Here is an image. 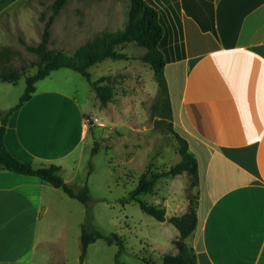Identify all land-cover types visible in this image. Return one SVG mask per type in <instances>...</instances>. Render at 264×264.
I'll return each mask as SVG.
<instances>
[{
    "label": "crops",
    "instance_id": "0c3cea01",
    "mask_svg": "<svg viewBox=\"0 0 264 264\" xmlns=\"http://www.w3.org/2000/svg\"><path fill=\"white\" fill-rule=\"evenodd\" d=\"M17 1L0 0V15ZM149 2L165 29L173 122L198 160V264H264V0ZM90 116L65 90L36 85L10 116L5 142L36 167L60 165L73 182L64 173ZM60 190L0 168V264H33L42 222L66 201Z\"/></svg>",
    "mask_w": 264,
    "mask_h": 264
},
{
    "label": "rangeland",
    "instance_id": "374dc122",
    "mask_svg": "<svg viewBox=\"0 0 264 264\" xmlns=\"http://www.w3.org/2000/svg\"><path fill=\"white\" fill-rule=\"evenodd\" d=\"M54 1L19 0L0 15V48L5 44L18 51L7 65L24 64L27 74L37 71L38 55L21 39L39 43ZM129 6L130 0H68L52 21L48 46L72 53L104 30L122 29L128 20ZM119 49L131 58H107L90 68L93 79L109 75L115 85L116 94L106 106L100 104L88 78L69 67L53 70L36 85L39 89L65 90L77 97L91 115L89 118H98L88 126L87 139L73 154L74 170L71 167L64 173L65 177L73 176L71 183L75 186L89 185L91 224L105 234L116 232L123 238L122 264H149L144 259L161 263L165 253L177 252L173 241L179 237V230L171 222L158 220L144 211L139 201L125 202L123 198L146 170L151 176L180 161V141L169 123L178 130L173 117L162 110L154 70L140 58L146 48L126 43ZM3 65L0 63V68ZM26 86L25 76L17 83L0 80L1 108L19 101ZM94 146L98 148L95 154ZM194 181L195 177L188 172L164 176L156 181L151 192L142 193L139 198L165 206L169 216L181 214L191 198H199V185ZM63 195L66 201H57L40 226L45 244L37 249L33 264L81 263V225L86 219L87 206ZM118 249L117 244L98 239L89 245L85 264H115Z\"/></svg>",
    "mask_w": 264,
    "mask_h": 264
},
{
    "label": "trees",
    "instance_id": "16d2710c",
    "mask_svg": "<svg viewBox=\"0 0 264 264\" xmlns=\"http://www.w3.org/2000/svg\"><path fill=\"white\" fill-rule=\"evenodd\" d=\"M68 0H55L51 8L53 12L45 21L42 38L38 44H31L21 39L26 47L36 52L38 58L35 62L37 71L33 74H27L26 65L20 67L7 65L11 61L12 54L18 51L10 46L3 45L0 48V63L4 65L0 68V80L5 82H18L22 76L26 78V89L20 97L19 102L4 111L0 109V168L7 169L22 174L36 175L44 181L52 184L54 187L61 188L72 198H76L87 206V215L81 225V263L85 264L88 247L98 239H104L108 244H117L119 249L115 256V264H122L120 260L121 253L125 249L123 238L116 232L105 234L91 224V191L87 183L77 184L65 180L61 173V166L50 164L47 166H34L29 161H23L17 158L7 147L5 134L7 131L8 121L12 113L19 109L27 100H29L36 90L37 81L50 75L53 70L69 67L88 78L96 92V96L102 106H106L116 94V88L109 75H102L97 79L92 78L90 68L99 62L107 59H129L130 54L119 49L126 43H135L143 46L146 51L140 56L141 60L149 63L159 86L161 94L160 105L162 110L166 111L167 116L172 117V107L168 92V84L164 73L165 65L168 58L161 48V41L164 36V26L159 18L157 8L149 0H130L128 9V20L124 28L115 31L104 30L89 38L81 44L74 52L68 53L65 50L51 48L48 42L51 37V24L56 14H58ZM170 129L180 141L181 159L175 165L167 170L156 171L151 176L149 171L143 172L136 186L130 191L123 201L137 200L141 208L147 213L161 221H169L179 230V237L173 241L177 252H167L164 254L161 263L144 261L149 264H198L196 249L192 243L197 223L198 199L191 198L188 208L181 214L168 215L163 205L149 204L146 200L140 199L139 195L145 192H151L158 179L164 176H176L188 172L195 177V185H199V168L198 160L192 150L189 148L188 141L185 137L175 131L173 123H169ZM98 152L96 146L93 147L92 153Z\"/></svg>",
    "mask_w": 264,
    "mask_h": 264
},
{
    "label": "built area",
    "instance_id": "2783aa9c",
    "mask_svg": "<svg viewBox=\"0 0 264 264\" xmlns=\"http://www.w3.org/2000/svg\"><path fill=\"white\" fill-rule=\"evenodd\" d=\"M97 120V117L86 118L84 124L86 127H88L91 123L96 122Z\"/></svg>",
    "mask_w": 264,
    "mask_h": 264
}]
</instances>
